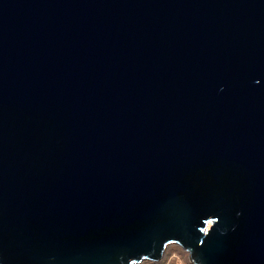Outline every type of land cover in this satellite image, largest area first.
Instances as JSON below:
<instances>
[{"label": "water", "instance_id": "obj_1", "mask_svg": "<svg viewBox=\"0 0 264 264\" xmlns=\"http://www.w3.org/2000/svg\"><path fill=\"white\" fill-rule=\"evenodd\" d=\"M169 244L264 264V0H0V264Z\"/></svg>", "mask_w": 264, "mask_h": 264}, {"label": "rangeland", "instance_id": "obj_2", "mask_svg": "<svg viewBox=\"0 0 264 264\" xmlns=\"http://www.w3.org/2000/svg\"><path fill=\"white\" fill-rule=\"evenodd\" d=\"M139 264H193L188 251L177 244L166 246L163 256L158 262L143 261Z\"/></svg>", "mask_w": 264, "mask_h": 264}, {"label": "flooded vegetation", "instance_id": "obj_3", "mask_svg": "<svg viewBox=\"0 0 264 264\" xmlns=\"http://www.w3.org/2000/svg\"><path fill=\"white\" fill-rule=\"evenodd\" d=\"M209 225H210V223H209Z\"/></svg>", "mask_w": 264, "mask_h": 264}]
</instances>
